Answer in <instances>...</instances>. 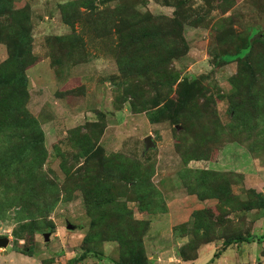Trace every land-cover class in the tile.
I'll return each instance as SVG.
<instances>
[{
    "label": "rangeland",
    "instance_id": "1",
    "mask_svg": "<svg viewBox=\"0 0 264 264\" xmlns=\"http://www.w3.org/2000/svg\"><path fill=\"white\" fill-rule=\"evenodd\" d=\"M0 78V264H264V0H0Z\"/></svg>",
    "mask_w": 264,
    "mask_h": 264
},
{
    "label": "trees",
    "instance_id": "2",
    "mask_svg": "<svg viewBox=\"0 0 264 264\" xmlns=\"http://www.w3.org/2000/svg\"><path fill=\"white\" fill-rule=\"evenodd\" d=\"M250 39L253 40L252 42L257 41L256 40L257 38H254L253 35L250 36ZM252 42L250 41V43H248V45L240 53L236 54V57L241 58V57L245 56L248 53ZM229 57H228V59H229ZM18 78L20 79V81H22V83H25V78H23L21 76H18ZM5 84L11 85L10 80H2L0 78V86H3ZM31 122L32 121L29 120L30 124H31ZM33 136H34V138H31V139H33L31 141V143H32L33 146H38V144H40V142L42 141V138L37 133L34 134ZM254 238L255 237L253 235H243V236L237 235L235 237L226 238L222 242V247L219 250H217L216 252H214L212 258L217 257L221 253L222 250L226 249V247H228V246H230L232 244H237V243H242V242L250 243V242H253L255 240ZM256 238H257L256 240H263L264 241V235H260L259 237H256ZM80 258H81V256L79 258H77L76 260L71 261L70 264H75L78 261V259H80ZM212 258H211V260H212ZM118 264H127V263L120 262Z\"/></svg>",
    "mask_w": 264,
    "mask_h": 264
},
{
    "label": "water",
    "instance_id": "3",
    "mask_svg": "<svg viewBox=\"0 0 264 264\" xmlns=\"http://www.w3.org/2000/svg\"><path fill=\"white\" fill-rule=\"evenodd\" d=\"M144 142H145V148L154 146V143L152 142L150 135H147L145 137ZM67 227L69 229H73L75 226L71 223H67ZM45 239L46 240L48 239V233H45ZM7 244H8V239L6 237L0 236V246H7Z\"/></svg>",
    "mask_w": 264,
    "mask_h": 264
}]
</instances>
